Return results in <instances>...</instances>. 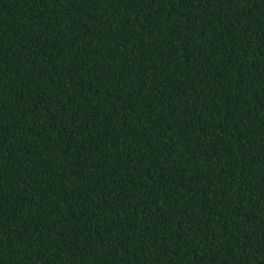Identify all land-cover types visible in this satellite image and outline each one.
<instances>
[{
    "label": "trees",
    "instance_id": "trees-1",
    "mask_svg": "<svg viewBox=\"0 0 264 264\" xmlns=\"http://www.w3.org/2000/svg\"><path fill=\"white\" fill-rule=\"evenodd\" d=\"M0 264H264V0H0Z\"/></svg>",
    "mask_w": 264,
    "mask_h": 264
}]
</instances>
